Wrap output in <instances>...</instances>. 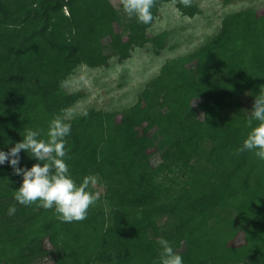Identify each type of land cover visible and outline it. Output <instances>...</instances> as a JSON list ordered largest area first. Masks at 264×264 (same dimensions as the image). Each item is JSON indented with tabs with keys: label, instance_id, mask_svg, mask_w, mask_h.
Returning <instances> with one entry per match:
<instances>
[{
	"label": "trees",
	"instance_id": "obj_1",
	"mask_svg": "<svg viewBox=\"0 0 264 264\" xmlns=\"http://www.w3.org/2000/svg\"><path fill=\"white\" fill-rule=\"evenodd\" d=\"M169 2L187 17L199 11L191 0H154L153 22ZM153 22L138 23L109 0H0V149L26 128L46 138L49 120L84 97L64 88L77 67L105 65L111 54L122 62L146 44L159 56L170 32L148 36ZM222 22L226 29L165 60L133 105L64 117L73 179L95 174L103 187L83 221L63 223L53 209L17 203L21 177L0 166V264H153L161 237L184 264H264V197H250L264 191V161L235 154L264 92V7ZM176 86L184 90L176 94ZM20 155L21 165L36 163Z\"/></svg>",
	"mask_w": 264,
	"mask_h": 264
},
{
	"label": "clouds",
	"instance_id": "obj_2",
	"mask_svg": "<svg viewBox=\"0 0 264 264\" xmlns=\"http://www.w3.org/2000/svg\"><path fill=\"white\" fill-rule=\"evenodd\" d=\"M122 3L124 13L134 16L138 23L150 25L153 22L154 0H122ZM248 112L246 127L249 131L235 154L250 152L264 161V92L255 96ZM71 130V123L57 114L48 122L46 138H42L40 129L26 128L22 140L7 151L0 149V166L7 162L13 173L21 177L19 188L12 190L14 201L24 206L35 203L43 209H53L56 219L63 223L86 219L98 199V194L90 190V185L98 183L95 174L84 176L80 183L71 175L66 148ZM22 151L36 163L31 167L21 165ZM15 212L16 204L9 205L7 214L11 216ZM158 244L160 251L153 264H184L183 257L169 240L161 237Z\"/></svg>",
	"mask_w": 264,
	"mask_h": 264
},
{
	"label": "rangeland",
	"instance_id": "obj_3",
	"mask_svg": "<svg viewBox=\"0 0 264 264\" xmlns=\"http://www.w3.org/2000/svg\"><path fill=\"white\" fill-rule=\"evenodd\" d=\"M109 1L120 14H125L120 8L122 0ZM191 3L199 10L193 17L182 15L173 2L159 6L154 22L146 32L148 36L161 31L170 32L167 46L159 56L146 44L143 47H134L129 58L122 62L117 55L111 54L105 65L77 67L66 78L64 88L70 92L81 91L84 97L70 107L64 117L68 119L89 109L120 111L133 105L144 84L157 75L165 60L192 50L207 37L226 29L222 22L225 14L247 7H264V0H232L227 4L221 0H191ZM258 65L263 66L261 63ZM182 90L184 88L181 86L174 87L176 94ZM197 108L204 112L202 104L199 107L197 105ZM210 117L209 112L204 113L205 119ZM128 138L135 147L141 143L134 133H129ZM93 186L96 187L97 194L103 193V187ZM250 197L254 200L264 197V191H254L250 193ZM183 246L188 252L196 251L193 240H186ZM225 249L230 250L231 246L225 245ZM251 250L254 251L255 247L251 246ZM251 262L259 264L254 259ZM41 264H50V259L45 258Z\"/></svg>",
	"mask_w": 264,
	"mask_h": 264
}]
</instances>
